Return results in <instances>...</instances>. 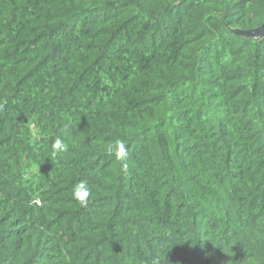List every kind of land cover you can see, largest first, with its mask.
Instances as JSON below:
<instances>
[{
  "label": "trees",
  "instance_id": "16d2710c",
  "mask_svg": "<svg viewBox=\"0 0 264 264\" xmlns=\"http://www.w3.org/2000/svg\"><path fill=\"white\" fill-rule=\"evenodd\" d=\"M263 21L264 0H0V264H264Z\"/></svg>",
  "mask_w": 264,
  "mask_h": 264
},
{
  "label": "clouds",
  "instance_id": "9594fccd",
  "mask_svg": "<svg viewBox=\"0 0 264 264\" xmlns=\"http://www.w3.org/2000/svg\"><path fill=\"white\" fill-rule=\"evenodd\" d=\"M0 107H3L0 104ZM53 154H57L66 151V144L62 137H58L52 144ZM107 154L112 155L115 159L124 162L128 156V151L125 144L122 141H114L105 148ZM72 198L79 202L81 205L87 204L88 198L91 195V187L86 180L78 181L72 188Z\"/></svg>",
  "mask_w": 264,
  "mask_h": 264
},
{
  "label": "water",
  "instance_id": "95a60500",
  "mask_svg": "<svg viewBox=\"0 0 264 264\" xmlns=\"http://www.w3.org/2000/svg\"><path fill=\"white\" fill-rule=\"evenodd\" d=\"M263 33H264V21L257 28L243 32V34L246 36H255L258 34L261 35Z\"/></svg>",
  "mask_w": 264,
  "mask_h": 264
}]
</instances>
